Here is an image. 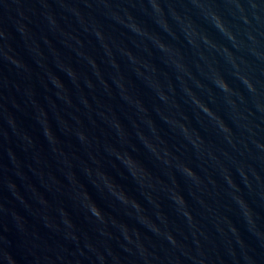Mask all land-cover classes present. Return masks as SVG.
I'll return each mask as SVG.
<instances>
[{
    "label": "water",
    "instance_id": "obj_1",
    "mask_svg": "<svg viewBox=\"0 0 264 264\" xmlns=\"http://www.w3.org/2000/svg\"><path fill=\"white\" fill-rule=\"evenodd\" d=\"M0 264H264V0H0Z\"/></svg>",
    "mask_w": 264,
    "mask_h": 264
}]
</instances>
